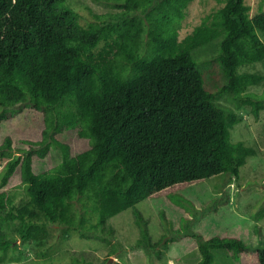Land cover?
Here are the masks:
<instances>
[{
	"label": "trees",
	"instance_id": "16d2710c",
	"mask_svg": "<svg viewBox=\"0 0 264 264\" xmlns=\"http://www.w3.org/2000/svg\"><path fill=\"white\" fill-rule=\"evenodd\" d=\"M98 1L117 10L87 7L83 22L69 0H0V188L18 171L23 193L18 200L0 190V217L19 222L22 240L44 244L52 224L89 238L144 199L186 209L182 190L203 194L207 180L239 176L257 153L232 141L240 118L205 87L192 50L217 41L220 91L257 117L264 86L247 88L264 74L239 67L264 60V9L251 14L246 0H216L180 38L191 0ZM63 131L88 147L72 154ZM52 152L59 160L37 171L34 159ZM136 222L135 246L159 254L138 212ZM185 237L194 238L187 250L201 253L193 264H211L213 248L230 250L239 264H264V246L248 250L238 225ZM12 241L0 228V252Z\"/></svg>",
	"mask_w": 264,
	"mask_h": 264
},
{
	"label": "rangeland",
	"instance_id": "374dc122",
	"mask_svg": "<svg viewBox=\"0 0 264 264\" xmlns=\"http://www.w3.org/2000/svg\"><path fill=\"white\" fill-rule=\"evenodd\" d=\"M69 1L83 22L87 7L97 13L117 10L98 0ZM246 1L251 14L264 9V0ZM217 7L216 0H191L180 21L179 37L191 32ZM217 50L218 43L214 40L193 49L192 54L204 73L205 87L216 94L218 103L233 110L240 118L231 127L232 141H242L257 151L247 157L239 176H215L205 182L203 194H197L192 188L182 190L186 209L162 198L144 199L108 218L104 229L89 238H81L75 231L52 224L48 226L44 244L22 240L15 231L19 222L0 217L1 230L13 240L6 251L0 252V264H193L199 261L201 253L198 247L187 250V243L194 238L185 237L186 233L208 236L228 231L236 225L240 237L249 243L248 250L264 246V110L255 117L249 105L237 104L220 91L225 77L216 62ZM239 71L264 74V60L241 65ZM263 86L264 82L250 85L247 90L261 92ZM59 137L69 142L72 154L88 147V142L78 138L75 131H63ZM58 160V154L53 152L42 160L34 159L35 169L45 170ZM0 190L17 192L18 200L23 197L18 171ZM136 212L145 220L153 241L160 242V253H154L152 258L143 248L135 246L141 235ZM0 214L4 212L0 210ZM212 251L214 260L211 264H239L230 250L213 248Z\"/></svg>",
	"mask_w": 264,
	"mask_h": 264
}]
</instances>
